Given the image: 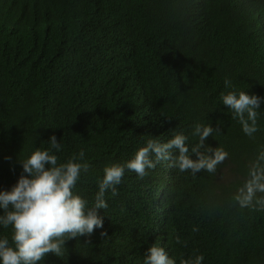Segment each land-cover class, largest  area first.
<instances>
[{"label": "trees", "instance_id": "1", "mask_svg": "<svg viewBox=\"0 0 264 264\" xmlns=\"http://www.w3.org/2000/svg\"><path fill=\"white\" fill-rule=\"evenodd\" d=\"M234 90L264 98V0H0V190L52 135L58 164L84 151L73 192L89 207L105 167L149 139L183 132L191 148L195 125L210 123L220 133L205 144L228 153L215 174L166 161L142 179L125 169L97 210L103 228L38 264H144L152 244L176 264L199 254L202 264H264V211L232 199L264 150V100L249 137L222 103ZM12 234L0 226V238Z\"/></svg>", "mask_w": 264, "mask_h": 264}, {"label": "clouds", "instance_id": "2", "mask_svg": "<svg viewBox=\"0 0 264 264\" xmlns=\"http://www.w3.org/2000/svg\"><path fill=\"white\" fill-rule=\"evenodd\" d=\"M230 84L225 80L226 87ZM262 100L264 98L250 95L248 91L234 90L222 95V103L231 110L232 117L238 120L242 131L249 137L258 131ZM213 133H220V129H214L210 123L196 124L192 134L199 139L191 148L183 132H174L172 138L164 143L149 139L125 164L105 167L94 204L90 207L85 199L73 192L81 173L89 168L83 162L84 151L71 156L66 163L58 164L53 150L59 152L62 145L52 135L47 142L48 149L37 148L21 161L23 172L11 190H0V226L13 229L11 243L7 237L0 238V264H38L48 253L61 256L67 240L90 236L95 229L103 228V217L97 210L107 209V191L110 190L113 197L118 195L117 186L122 182L125 169L134 171L142 179L148 174V169L166 161L181 172L215 174L228 153L222 147L212 148L205 144ZM193 155L196 159L192 158ZM232 199L242 209L264 211V150L250 162L247 177ZM193 231H198V228H193ZM180 242L177 236V243ZM203 260V254H199L182 259L180 264H202ZM144 264H176V261L169 257L164 247L152 244Z\"/></svg>", "mask_w": 264, "mask_h": 264}]
</instances>
